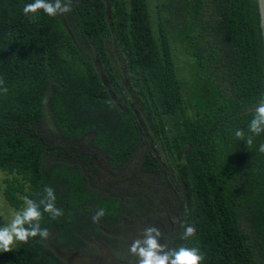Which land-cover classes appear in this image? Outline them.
<instances>
[{
  "label": "trees",
  "instance_id": "obj_1",
  "mask_svg": "<svg viewBox=\"0 0 264 264\" xmlns=\"http://www.w3.org/2000/svg\"><path fill=\"white\" fill-rule=\"evenodd\" d=\"M31 2L0 0V169L13 175L4 196L18 211L51 186L63 215L45 213L50 237L18 242L0 264H64L55 251L91 239L116 247L105 231L163 199L196 235L181 239L176 222L161 243L200 248L201 264H264V134L251 150L234 136L250 134L254 112L238 113L264 95L256 0H73L71 12L41 10L35 22L22 11ZM88 135L111 169L142 151L154 191L124 202L90 190L60 146Z\"/></svg>",
  "mask_w": 264,
  "mask_h": 264
},
{
  "label": "rangeland",
  "instance_id": "obj_2",
  "mask_svg": "<svg viewBox=\"0 0 264 264\" xmlns=\"http://www.w3.org/2000/svg\"><path fill=\"white\" fill-rule=\"evenodd\" d=\"M152 1L150 0V4ZM151 7H153L152 4ZM47 126L49 128L53 127L51 121L48 122ZM90 139L91 136L88 135L77 142L63 141L60 144L63 147L62 154H65V157L70 160L77 157L76 161L88 179L90 190L102 193L106 197L120 198L124 202L127 201L126 198H128L131 191L135 192L141 189L145 192L150 191V189L154 191V189H149V186H147L150 179L143 176L139 168L142 151L137 152L134 159L126 166L111 169L106 164L105 157L91 148ZM12 179L13 175L0 169V226L8 223L17 211L9 205L4 196V190ZM160 192L167 193L165 189ZM18 196L22 197L20 194ZM157 197L160 200L159 194ZM23 200H25L24 197ZM167 200L163 199L161 202L156 203L152 214L141 216L147 217L146 219L136 220L137 214L134 213L123 217V221L134 219V222L131 227L125 228L123 225L124 228H119L122 229L120 233L115 234L114 231H105V234L110 237L116 236V247H113L111 243L91 239L87 243V248L82 251L70 253L55 251V253L62 259L64 264H137V258L130 254L129 246L135 238L141 236L146 227L150 225L157 226L162 234H166L165 232H169L176 226L174 206H172L171 200ZM169 202L171 205H169Z\"/></svg>",
  "mask_w": 264,
  "mask_h": 264
},
{
  "label": "clouds",
  "instance_id": "obj_3",
  "mask_svg": "<svg viewBox=\"0 0 264 264\" xmlns=\"http://www.w3.org/2000/svg\"><path fill=\"white\" fill-rule=\"evenodd\" d=\"M73 0H33L23 6V14L29 17L32 22L36 20V14L43 11L50 17L58 14L63 15L72 11ZM8 88L3 77H0V94L6 95ZM111 105V101H107ZM249 135L243 129L234 130L236 139L243 141L251 150L254 138L264 134V95L256 101L254 114L247 125ZM264 154V142H261L256 149ZM55 220L63 215V210L56 206L55 190L51 186H45L40 193L39 200L25 198L24 206L16 211L10 221L0 226V252L13 250L18 243H27L30 238L39 237L42 241L50 237L48 228L41 227L44 214ZM106 212L99 208L92 216L94 223L99 222ZM183 231L180 238L188 240L196 235L194 226L187 225L178 220ZM161 230L154 225L146 227L141 236L135 238L129 246V252L137 258V264H201L204 254L198 247L179 246L169 248L167 243H161Z\"/></svg>",
  "mask_w": 264,
  "mask_h": 264
},
{
  "label": "water",
  "instance_id": "obj_4",
  "mask_svg": "<svg viewBox=\"0 0 264 264\" xmlns=\"http://www.w3.org/2000/svg\"><path fill=\"white\" fill-rule=\"evenodd\" d=\"M257 6V17H258V28H259V38H260V48L264 69V0H256ZM255 108L247 109L243 112L238 113L241 115L242 113L254 112Z\"/></svg>",
  "mask_w": 264,
  "mask_h": 264
}]
</instances>
